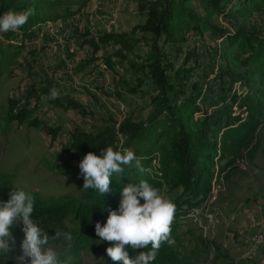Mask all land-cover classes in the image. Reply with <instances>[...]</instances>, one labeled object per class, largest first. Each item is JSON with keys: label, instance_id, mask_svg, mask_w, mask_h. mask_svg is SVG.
Segmentation results:
<instances>
[{"label": "trees", "instance_id": "1", "mask_svg": "<svg viewBox=\"0 0 264 264\" xmlns=\"http://www.w3.org/2000/svg\"><path fill=\"white\" fill-rule=\"evenodd\" d=\"M88 1L0 0V15L8 10L35 9L24 26L5 33V42L0 44V77L21 51L33 43L36 31L45 23L72 17ZM139 3L143 23L135 29L150 34L146 50L137 51L140 38L125 32H99V36L85 43L90 45L92 54L107 45L113 47L102 58L105 67L114 71L117 65H124L132 75V78L124 76L116 80L111 90L100 88V92L118 100L124 99V95L141 94L148 99L150 111L142 119L128 115L119 121L108 119L110 124L105 127L75 128L69 147L71 158L80 162L89 151L99 155L103 148L111 146L115 150L122 146L135 152L145 171L141 174L134 164L124 166L123 176L115 175L111 191L102 196L93 189H83L79 166L70 165L65 171L81 179L78 198L44 197L28 191L35 199L32 218L48 233L49 246L60 254L63 264H83L85 251L98 253L101 264H114L106 252L110 245L99 241L95 224L99 221L103 225L109 210L118 209L125 185L141 179L156 188L165 183L180 190L173 201L176 205L171 224L174 244H162L152 264H187L189 258L177 247L179 219L207 198L214 177L233 166L244 154L252 157L257 150L255 132L264 123V32L253 25L228 30L218 25L214 17L248 19L254 12L264 10V0H139ZM74 5L78 8H72ZM194 32L201 37L207 33L216 44L212 55L217 52L221 62L218 78L222 83L216 100L203 98L201 83L188 86L185 81L191 70L187 65L192 57L193 63H197L198 52L195 49L184 51L182 46ZM163 46H170L175 54L168 57ZM179 56L182 60H178ZM226 80L228 85L224 83ZM145 82H149L148 88H144ZM235 82L246 90H232ZM88 93L93 101L99 99L98 94ZM62 100L66 99L58 98L55 103L60 106ZM66 101L81 112H89L74 98ZM14 103L7 98V116L0 119L4 125L2 130L12 121L23 122L35 110V107L16 110ZM40 123L37 117L29 120L30 125ZM12 188L23 187L15 186L11 175L0 171V201L9 199ZM70 214L73 226L65 223ZM22 227V222L17 220L11 228L14 246L9 255H3L7 264H13L12 257L22 250ZM56 233L60 235L57 237ZM200 240L206 249L213 243L204 238ZM136 254L129 249L131 257Z\"/></svg>", "mask_w": 264, "mask_h": 264}, {"label": "rangeland", "instance_id": "2", "mask_svg": "<svg viewBox=\"0 0 264 264\" xmlns=\"http://www.w3.org/2000/svg\"><path fill=\"white\" fill-rule=\"evenodd\" d=\"M139 4V0H89L83 7L74 5L72 8H78L75 15L36 31L35 37L41 41L35 47L26 46L0 77L1 120L7 116V98L15 101L16 110L35 107L23 122L12 121L7 129L2 130L0 120V171L9 173L15 186L44 197L78 198L81 179L65 171L67 166H79V161L71 158L69 147L75 128L91 130L108 126L110 118L119 121L132 115L142 119L149 113L148 99L141 94L124 95L118 100L100 92V88L111 90L116 80L132 75L124 65H117L114 71L105 67L102 58L113 47L107 45L92 54L85 43L99 32H125L140 38L137 51L146 50L150 34L135 29L143 23ZM214 19L228 30L253 25L264 32V10L248 19ZM4 35L0 32V44L5 42ZM182 47L198 52L197 63L192 57L187 65L191 67L185 79L187 85L201 83L203 98L216 100L222 83L218 78L221 62L217 52L212 55L215 41L207 33L201 37L194 32ZM163 48L168 57L175 54L170 46ZM224 83L228 85V80ZM145 86L148 88L149 82ZM233 89L246 90L238 82ZM53 90L58 93L56 99L50 98ZM88 92L98 94L99 99L90 101ZM58 98H74L89 112H81L66 100L59 106L55 103ZM35 117L42 122L38 126L29 124ZM255 134L258 146L253 156L244 154L214 177L207 198L179 219L177 247L189 258L187 264H264V123ZM157 188L172 202L180 192L165 183ZM65 223L74 225L72 214ZM200 238L213 243L206 249ZM21 251L12 257L13 264H20L17 257ZM82 258L83 264H101V256L92 251H85ZM0 264H7L3 255Z\"/></svg>", "mask_w": 264, "mask_h": 264}, {"label": "clouds", "instance_id": "3", "mask_svg": "<svg viewBox=\"0 0 264 264\" xmlns=\"http://www.w3.org/2000/svg\"><path fill=\"white\" fill-rule=\"evenodd\" d=\"M34 14V8L4 12L0 15V32L19 30ZM57 96L53 90L50 98L56 99ZM133 164L141 174L145 171L135 152L122 146L115 150L111 146L103 148L99 155L89 151L79 162L82 188L93 189L104 196L111 191L112 178L123 176L124 166ZM34 203V196L23 188H12L9 199L0 201V255L10 254L14 246L11 228L19 220L24 232L22 251L17 257L20 264H63L60 254L49 246L48 233L32 218ZM175 210L172 200L141 179L122 188L118 209L109 210L103 225L96 222L95 232L99 241L109 243L106 252L114 264H152L162 244H174L171 224ZM129 249L137 254L131 257Z\"/></svg>", "mask_w": 264, "mask_h": 264}, {"label": "crops", "instance_id": "4", "mask_svg": "<svg viewBox=\"0 0 264 264\" xmlns=\"http://www.w3.org/2000/svg\"><path fill=\"white\" fill-rule=\"evenodd\" d=\"M62 21H64V20H62ZM60 22V20H58V21H54V22H47V23H45L40 29H41V31H43L42 29H44V28H48V25H50V24H56V23H59ZM60 23H62V22H60ZM39 41H41L40 40V37L39 36H37V38L35 37L34 38V40H33V43L31 44V45H29V46H36V44H38L39 43ZM88 99L90 100V101H93L92 100V98L91 97H88Z\"/></svg>", "mask_w": 264, "mask_h": 264}]
</instances>
